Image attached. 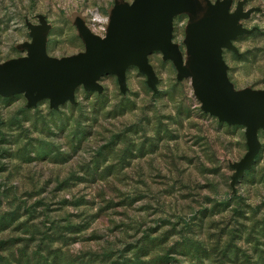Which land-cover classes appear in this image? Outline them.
<instances>
[{
	"label": "rangeland",
	"instance_id": "374dc122",
	"mask_svg": "<svg viewBox=\"0 0 264 264\" xmlns=\"http://www.w3.org/2000/svg\"><path fill=\"white\" fill-rule=\"evenodd\" d=\"M136 1L0 0V64L62 80ZM202 2L209 96L264 91V0ZM157 6L118 50L160 20L176 58L155 47L63 97L0 85V264H264L262 106L206 111L188 2Z\"/></svg>",
	"mask_w": 264,
	"mask_h": 264
},
{
	"label": "water",
	"instance_id": "95a60500",
	"mask_svg": "<svg viewBox=\"0 0 264 264\" xmlns=\"http://www.w3.org/2000/svg\"><path fill=\"white\" fill-rule=\"evenodd\" d=\"M187 2L190 17L188 30L190 68L195 93L203 102L205 110L230 122H235L234 117L261 106L255 112H264V91L234 103H220L209 96L202 78V49L205 32L204 5L202 0H187ZM158 3L164 6L166 5V0H137L115 22L114 29L106 40L99 41L90 36L88 40L91 48L97 47L98 49L92 55H90L91 50H89L87 53L89 59L72 75L56 82H48L38 75L15 65L0 64V85H5L12 91L38 89L39 93L44 95L60 94L63 97L68 96L70 92L72 93L74 88L81 83L86 84L87 87H92V83L89 84V81L94 82L104 72L114 71L120 74L127 64L142 60L144 54L155 47L164 49L170 57L176 58L175 49L168 42L166 29L159 27V25L164 23V21L160 20L150 29H141L135 38L130 39L128 43H125L124 48H121L120 51L118 50L121 43H123L124 32L139 19L147 15ZM157 8L159 7L157 6ZM149 33H151L149 40L141 42ZM162 40L164 43H161ZM260 119L258 118L257 121L260 123L264 122V120ZM255 123V120L248 121L249 125Z\"/></svg>",
	"mask_w": 264,
	"mask_h": 264
},
{
	"label": "bare ground",
	"instance_id": "6f19581e",
	"mask_svg": "<svg viewBox=\"0 0 264 264\" xmlns=\"http://www.w3.org/2000/svg\"><path fill=\"white\" fill-rule=\"evenodd\" d=\"M112 24H114V22H113V21H112ZM112 24H111V25H112Z\"/></svg>",
	"mask_w": 264,
	"mask_h": 264
}]
</instances>
